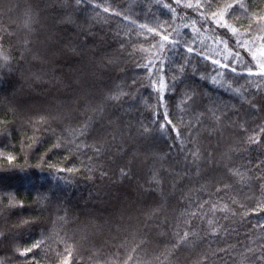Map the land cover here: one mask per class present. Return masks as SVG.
Instances as JSON below:
<instances>
[{
	"label": "trees",
	"instance_id": "trees-1",
	"mask_svg": "<svg viewBox=\"0 0 264 264\" xmlns=\"http://www.w3.org/2000/svg\"><path fill=\"white\" fill-rule=\"evenodd\" d=\"M187 2L115 0L112 6L126 11L136 24L95 9L87 0L75 13L76 19L91 22V31L96 39L103 37L106 52L115 61L107 78L108 92L113 94L119 86L128 94L109 102L112 118L132 137L131 144L125 141L120 156L107 159V155L98 156L88 147L70 155L67 148L54 147L56 136L48 132L38 133L33 142V129L21 127L16 116L0 109L3 264H63L65 258L69 264H264V227L260 226L264 225V78L249 76L245 70L247 65L254 72L260 71L253 53L264 60V40H257L250 53L237 46L227 27H219L211 19L202 20L197 11L184 7ZM229 2L215 0L207 14L211 16ZM245 2L248 14L230 10L224 21L244 33L242 39L250 40L252 35H264V26L249 28L256 24L253 14L264 16V0ZM11 4L16 7L7 12L6 20L22 14L25 6L24 0H11ZM164 4L176 9L175 20ZM97 11L107 19L96 17ZM191 21L197 22L202 33L195 39L204 38L207 46L216 49L208 60L192 54L185 64L182 56L188 54L183 46L169 49L167 54L158 52L153 45L161 36L137 27L161 25L163 35V29L171 31ZM140 32L144 34L138 35ZM217 37L227 41L226 47L213 44ZM178 39L190 42L193 32L180 27ZM205 44L193 47L208 54ZM229 51L232 55L225 61ZM153 52L164 58L160 75L169 86L164 107L159 93L151 87L158 78L156 69L150 76L147 68L138 66L149 63ZM237 52L244 61L235 65L240 75L212 63L219 59L231 68ZM182 64L183 73L179 71ZM218 72H224V79L233 87L243 85L241 93L234 95L214 85L211 77ZM174 76L179 79L173 80ZM186 92L193 95L194 102L182 105ZM181 107L188 111L182 112ZM209 109H215L219 121ZM165 110L172 124L164 120ZM161 123L168 129L165 135L159 130ZM173 125L181 134L179 140ZM256 136L259 143H249V138ZM80 139L86 145L95 143L91 135ZM197 149L202 158L193 163L191 152ZM96 165L101 166L99 170L88 171ZM70 168L76 171L69 173ZM121 168L128 171L127 176L120 175ZM229 169L238 170L240 175H232ZM101 171L108 173L104 182L115 181L114 188L125 189L105 206L107 211L95 202L99 199L95 191L102 182ZM154 173L159 185L151 180ZM192 212L197 215L192 216ZM186 231L192 233L188 240L173 247ZM40 240L43 244L33 248ZM28 248L32 251L20 255Z\"/></svg>",
	"mask_w": 264,
	"mask_h": 264
},
{
	"label": "clouds",
	"instance_id": "clouds-1",
	"mask_svg": "<svg viewBox=\"0 0 264 264\" xmlns=\"http://www.w3.org/2000/svg\"><path fill=\"white\" fill-rule=\"evenodd\" d=\"M24 5L22 14L6 20L16 5L0 0V109L16 116L21 127L33 129V142L38 133L48 132L56 136L54 147L76 155L83 149L80 138L91 135L102 148L98 156H120L132 137L112 118L107 78L115 61L103 37L96 39L90 21L75 18L74 5L61 0H24ZM106 175L100 172L102 182L95 191L102 208L125 191L114 188L115 181L104 182Z\"/></svg>",
	"mask_w": 264,
	"mask_h": 264
},
{
	"label": "snow or ice",
	"instance_id": "snow-or-ice-1",
	"mask_svg": "<svg viewBox=\"0 0 264 264\" xmlns=\"http://www.w3.org/2000/svg\"><path fill=\"white\" fill-rule=\"evenodd\" d=\"M61 2L65 6L74 5L75 9L78 10L79 6L83 3H85V0H61ZM156 2L160 3L161 0H156ZM87 3H89L95 9H101L104 13H112V14L117 15V16H123V18L125 20H129L130 23L136 24V21L132 20L126 11L122 12V11H120L117 8L112 6L115 4V0H87ZM176 3H177V5H179L181 3V0H176ZM214 3H215V0H195L194 3L191 2V0H189V2L184 3L183 6L186 8H192L193 10L197 11V13L201 16L202 20L211 19L219 27H227L229 29V31H231L233 33V35L236 37L237 46L238 47H244L246 51H249L251 53L252 48L255 46L256 41L257 40H264V35H261V36L252 35V38L250 40L249 39H242L245 34L240 32L237 28L233 27L232 25L227 24L224 21L225 14L228 13L230 10L232 12H235L237 9H240V10H242L243 14H248V7H249L248 4L245 2V0H231V2L225 4L223 7H218L217 11L212 12L211 16H209L207 13L209 11H211ZM163 7L166 9H169L172 12L173 20H175L177 18L175 8H173L169 4H164ZM95 16L100 17L101 19H105V20L107 19L106 17L101 16L100 11H97ZM71 19H72L71 16L65 17L66 22L70 23ZM181 19H182V17H181ZM252 19L256 21V24L250 25L249 26L250 30L253 28L264 26V16H256L255 14H253ZM196 23H197L196 21H191L190 23H186L183 25L173 27L171 31H167V29H163V31H164L163 35H161V31L159 30L163 27L161 25H155V26L149 27L148 25H145V24H139V25H137V27L140 29L146 30L148 33H154L155 35L161 36L160 41H158L156 45H153V48L158 49V52H163V53L167 54V51L169 49H176L178 47L183 46L184 52H186L188 55L182 56V59L184 60L185 64H187L190 62V56L192 54H195L197 56H201L204 60H208L210 58V54L216 51V49L214 47H209L205 44L204 38L200 39L199 41L195 39V37H197V36H202L200 29L196 27ZM180 27L190 28L191 31L193 32L194 39L190 42L189 41H183L182 42L180 39H178V37L180 35ZM143 34H144L143 32L138 33V35H143ZM197 43L205 44V47L207 48L208 54H205V52L202 49L194 48L193 45L197 44ZM213 44L214 45L224 44L226 47L227 41H223L219 37H217L213 41ZM141 50L144 52L150 51L149 49H141ZM226 50H227V48H226ZM230 55H232V53L229 51L228 55L224 56V60L227 61ZM253 59L257 60V65H258L260 71L254 72L252 70V68L245 65V70H246L247 75H249V76L258 75V76H261L262 78H264V60H258L254 53H253ZM157 61H159V67H157ZM212 63L214 65H217L219 68H227L229 71H231L237 75H240L241 73L237 72L235 65L243 64L244 61H243V58L240 57L239 53L237 52V53H235V58L232 61L233 66L231 68H229L226 63L222 64L219 59H213ZM138 66L147 68L150 76L153 73V69L154 68L156 69V74H157L158 78L152 82L151 87L153 88L154 91L159 93L160 105H161V107H164L165 106L164 105V94H165V91L169 88V86L165 83L164 76L160 75V73H162L164 70V58L162 56L158 55L157 52H153L152 58H150L149 63L138 65ZM179 71L181 73H183V71H184V65L183 64L180 65ZM224 76H225L224 72H218L217 75L211 77V80H212L214 85L221 87V88H225L226 90L230 91L234 95L240 94L241 89L244 86L241 85L240 87H233L231 82H228L224 79ZM217 77H219V79ZM172 79L177 80V79H179V77L174 76V77H172ZM201 79H207V77L201 76ZM248 83H252V81H248ZM117 88H118V90L116 92H114L113 94H110V96L108 97V99L110 101H120L125 95H128L123 90H119V86H117ZM190 100H192L194 102L193 95L191 93L186 92L185 93V99L182 100L181 103H182V105H187L188 101H190ZM252 107H256V105L252 104ZM99 110L103 111L102 108ZM181 111L187 112L188 108L187 107H181ZM209 111L213 112L215 120H217V121L220 120V117L215 115V109H209ZM164 120L166 121L167 124H172V121L168 117L167 110H165V113H164ZM197 121H199V116H197ZM153 122L155 123V121H153ZM181 122L183 123V121H181ZM86 128H87V125H85V129ZM159 130H160L162 135H165L168 132V129L166 128L165 123L160 124ZM144 131L147 132L148 129L144 128ZM172 131L176 132V137L179 140L181 138V134H180L178 128L176 127V125L172 126ZM261 131H264V129H261ZM78 134L83 135L84 130L82 129L80 131V133H78ZM259 140H260L259 136L250 137L249 143H259ZM79 147L91 148L96 153H99L102 151V148L100 146L94 145V144L93 145L81 144ZM209 155H211V154H209ZM191 156L193 157V160H192L193 163L200 161L202 158L199 149L192 151ZM197 169L199 170L198 164H197ZM61 171H63V170H61ZM67 171L69 173H73L76 171V169L70 168V169H67ZM229 171L231 172L232 175H240L238 170L229 169ZM120 175L121 176H127L128 171H126L124 168H121L120 169ZM26 178H27V175H25V179ZM151 180L153 182H155L157 185H159V183H160V180L155 173L152 175ZM224 187H229V186L225 185ZM217 191L219 192V191H221V189L217 188ZM199 207L203 208V204L199 205ZM220 210L223 211L225 209H220ZM155 211H158V209ZM190 214L192 216L197 215L196 212H192ZM61 219H63V218H61ZM148 219H151V215H149ZM211 223H212V221H209V224H211ZM260 226L264 227V225H260ZM213 234H215V229H213ZM0 235H2V234H0ZM190 235H192V233L187 232V231L184 232L183 235L179 236L177 244L173 245V247H176L178 244H182L185 241H187ZM43 242H44L43 240L37 241L36 244H34L32 247L38 248L43 244ZM31 251H32V248L21 250L20 255H25L27 252H31ZM66 251L68 253V257H71L72 256L71 246H68L66 248ZM129 259H131V257H129ZM0 264H3L2 260H0ZM63 264H69V261L67 258H65V260L63 261Z\"/></svg>",
	"mask_w": 264,
	"mask_h": 264
}]
</instances>
